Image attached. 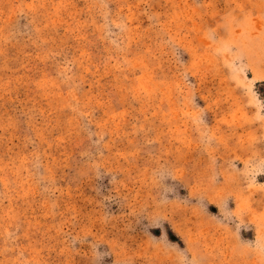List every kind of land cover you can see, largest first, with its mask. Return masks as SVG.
I'll use <instances>...</instances> for the list:
<instances>
[{
	"label": "rangeland",
	"instance_id": "obj_1",
	"mask_svg": "<svg viewBox=\"0 0 264 264\" xmlns=\"http://www.w3.org/2000/svg\"><path fill=\"white\" fill-rule=\"evenodd\" d=\"M0 264H264V0H0Z\"/></svg>",
	"mask_w": 264,
	"mask_h": 264
}]
</instances>
